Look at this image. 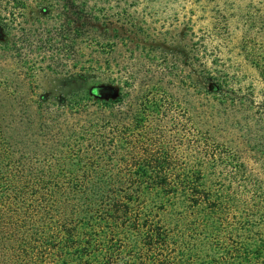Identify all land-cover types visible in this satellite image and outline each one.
Masks as SVG:
<instances>
[{
  "label": "trees",
  "instance_id": "16d2710c",
  "mask_svg": "<svg viewBox=\"0 0 264 264\" xmlns=\"http://www.w3.org/2000/svg\"><path fill=\"white\" fill-rule=\"evenodd\" d=\"M190 1L171 66L190 71L182 102L162 79L86 87L119 44L143 45L155 72L140 0H0V264H264V179L199 118L206 101L264 133L223 57L235 50L264 86V41L249 16L236 24L235 1ZM42 71L79 86L40 92Z\"/></svg>",
  "mask_w": 264,
  "mask_h": 264
},
{
  "label": "rangeland",
  "instance_id": "374dc122",
  "mask_svg": "<svg viewBox=\"0 0 264 264\" xmlns=\"http://www.w3.org/2000/svg\"><path fill=\"white\" fill-rule=\"evenodd\" d=\"M228 8L230 7L231 1H235V13H236V24L242 28V21L245 17L249 16L252 19L253 25L252 34L256 36L259 40L264 41V0H227ZM190 0H140V6L138 13L135 16L141 17V15H146V23L151 28L148 30V38L146 47H152L156 55V66H154L155 72H150L148 61L144 54H142V46L140 45L138 49L131 48L130 46H124L119 44L114 52L108 57V60L111 64L109 71H105V75L95 76L90 80V83L86 85L87 88L93 87L100 81H114L120 82V87L123 91L127 92L128 89L133 92V85L145 84L147 81L152 79L157 81L162 79L164 83L172 91V94H177L182 102L191 100L192 91H187L186 86L188 84L187 77L189 75V70L186 67H182L179 78L177 77L174 69L171 68L174 56L173 52L176 53L178 40L177 33H184V27L187 25V19L191 17ZM152 15L148 17V15ZM176 14L179 15L178 21L176 20ZM245 16V17H244ZM148 17V18H147ZM165 25L162 27V24ZM178 25V26H177ZM177 26L180 27L177 30ZM156 32L164 33L168 31L171 34L159 35L157 36ZM171 37V38H170ZM152 39H155L152 40ZM181 49L185 46V41L183 40L180 44ZM234 46V42L231 43L230 49ZM131 49H133L131 51ZM148 49V48H147ZM157 49V51H156ZM159 49V50H158ZM165 50V55H162L161 50ZM160 51V52H159ZM182 51H184L182 49ZM236 52L232 50L227 56H223L226 60L227 66L229 65L231 69V74H234V77H237L238 80H242L243 89L246 90V93L252 91L254 93V105L252 113L258 111L259 116L264 111V86L258 77L257 73L251 69L247 64H245L240 57H235ZM33 59H40L39 55L33 53L31 55ZM165 57V58H164ZM158 65V66H157ZM25 67V68H24ZM166 67H168L166 69ZM26 66L21 63H13L12 70L15 71L17 75L23 78L26 82L30 80V73L25 71ZM180 79H183L184 85L183 89L177 91V84ZM37 81L40 85V92L46 93H57L63 88L72 90L79 86V83H73L71 86H66L65 79L63 77H55L46 72H40L37 75ZM136 82V84H134ZM92 83V84H91ZM137 87V86H136ZM119 89L105 86L102 88V94L104 95L102 99L106 96H111L115 92L118 93ZM138 89H136L137 93ZM248 95V94H247ZM118 97V96H117ZM117 99V98H116ZM116 99H113L116 101ZM128 102V100L126 101ZM257 102V103H256ZM95 107L90 108L91 112L97 110V107H102V103H92ZM200 113L199 118L203 125H213L215 129L213 134L216 135L219 139L230 143L232 146L236 147L240 154L244 157V160L253 173L264 179V133L261 131L260 127L257 125L249 124V126H232L229 121L226 123V118L221 111L217 108L214 110H206V101H200ZM118 104H113L116 106ZM205 107V108H204ZM259 108V109H258ZM251 113V112H250ZM246 117V116H245ZM240 115L238 119H240ZM210 123V124H209ZM244 124V123H243ZM242 124V125H243Z\"/></svg>",
  "mask_w": 264,
  "mask_h": 264
},
{
  "label": "water",
  "instance_id": "95a60500",
  "mask_svg": "<svg viewBox=\"0 0 264 264\" xmlns=\"http://www.w3.org/2000/svg\"><path fill=\"white\" fill-rule=\"evenodd\" d=\"M101 96L103 97L104 95L102 94ZM117 96H118V93H117V92H115L113 95H111V96H106L105 98L116 99V98H117Z\"/></svg>",
  "mask_w": 264,
  "mask_h": 264
}]
</instances>
